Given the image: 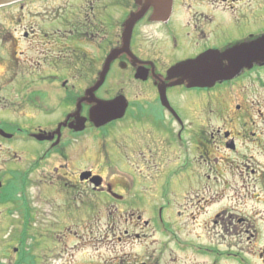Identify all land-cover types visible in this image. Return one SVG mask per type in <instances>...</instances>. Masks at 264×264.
<instances>
[{"label":"flooded vegetation","instance_id":"1","mask_svg":"<svg viewBox=\"0 0 264 264\" xmlns=\"http://www.w3.org/2000/svg\"><path fill=\"white\" fill-rule=\"evenodd\" d=\"M0 9L17 13L0 26V90L6 78L21 83L11 87L21 111L9 118L0 104V129L14 126L0 135V264H264V65L206 86L168 79L176 65L262 38L264 0ZM106 67L94 99L122 97L126 109L97 128L95 104L81 101ZM78 102L82 132L72 128ZM91 148L113 177L75 161Z\"/></svg>","mask_w":264,"mask_h":264},{"label":"water","instance_id":"2","mask_svg":"<svg viewBox=\"0 0 264 264\" xmlns=\"http://www.w3.org/2000/svg\"><path fill=\"white\" fill-rule=\"evenodd\" d=\"M16 1L19 0H0V7ZM112 57L108 58L107 66ZM254 64L264 65V36L256 42L243 45L228 52L211 53L201 57L199 60L176 65L169 70L168 79L174 80V85L186 83L189 86H206L218 81L229 80L242 69L250 68ZM106 70L107 67L102 72L98 83L86 91L81 101L95 104L89 110L88 118L97 128L121 118L126 109V103L122 97L110 102H101L94 99V92L102 85ZM81 102L77 103L75 124L72 126L76 132H82L86 122V119L81 118L79 115ZM0 134L6 138H11V135H7L2 131H0ZM89 175L90 173H84L82 178H88ZM94 179L97 181L101 180L97 177H94Z\"/></svg>","mask_w":264,"mask_h":264},{"label":"rangeland","instance_id":"3","mask_svg":"<svg viewBox=\"0 0 264 264\" xmlns=\"http://www.w3.org/2000/svg\"><path fill=\"white\" fill-rule=\"evenodd\" d=\"M17 16V13H12V14H9L8 11H4V10H1L0 9V26L1 27H6V28H10L9 26V22L12 20V16ZM22 48V45L19 43L16 47V49H21ZM29 55H31L32 53H28ZM2 65V64H0ZM2 72V66H0V74ZM7 80V83L4 84V88L5 90L1 92L0 90V104L3 106V105H7L8 107V114H7V117L9 118H13V116L15 117L21 110V102H20V96L21 94H18L17 96V92H16V89H11V87H17V86H20L21 83H20V78H6ZM61 94H59L58 97H60ZM64 106V105H63ZM59 109L61 110V108L59 107ZM2 119V118H0ZM11 123L14 122V120H10ZM7 124V123H4V125ZM13 125V124H11ZM18 125H21V123H18ZM3 127V126H2ZM14 128V126H9V125H6L3 127V129H5V131L7 133H11V134H14L13 131H11L12 129ZM1 131V129H0ZM4 132V131H3ZM5 133V132H4ZM5 133V134H7ZM15 149H20V143L18 142H13L11 144ZM75 154V161L77 159H79L80 157V160L84 162V166L88 167V168H94L97 172L103 174L105 176L106 179H110L111 177L114 176L113 173H111L108 169L105 168V165L102 164L100 162V156L99 154H96L93 150V148H91L90 151H88L84 156L81 154V153H74ZM83 159V160H82ZM75 161L70 163L69 164V167H71L73 164H75ZM30 163H26L22 166H17L16 169L19 170H24L27 165H29ZM52 165H58V162H52ZM22 192H24L23 190L21 191V194ZM36 192H37V189L35 188V185H28V189H27V196L28 197H31L33 199L37 198L36 196ZM56 192V190L54 191V193ZM45 197H48V195H46ZM49 197H52L54 198L55 200L56 199H59L60 197H62V195L60 194H51L49 195ZM65 198V196H63ZM55 203H59L60 205L63 203H61V201H55ZM35 208L36 206L34 204H32V214H35ZM46 213L49 212L50 210V207L48 206H44ZM55 214L57 215L56 211H55ZM57 217V216H55ZM60 220V218H58ZM56 220L57 218L55 219H52V217H47L44 219V225H48L49 224V221H55L56 223ZM58 220V221H59ZM66 224V222H64ZM29 227L30 229L33 228L34 229V225H33V222L29 223ZM27 242H29V239L27 240Z\"/></svg>","mask_w":264,"mask_h":264},{"label":"trees","instance_id":"4","mask_svg":"<svg viewBox=\"0 0 264 264\" xmlns=\"http://www.w3.org/2000/svg\"><path fill=\"white\" fill-rule=\"evenodd\" d=\"M22 182L20 181V179L17 181V183H11L10 185V193L9 196L10 197H16L17 193L22 189Z\"/></svg>","mask_w":264,"mask_h":264}]
</instances>
